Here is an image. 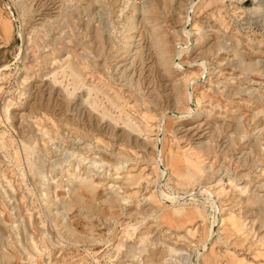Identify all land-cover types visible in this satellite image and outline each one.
Returning a JSON list of instances; mask_svg holds the SVG:
<instances>
[{"label":"rangeland","instance_id":"374dc122","mask_svg":"<svg viewBox=\"0 0 264 264\" xmlns=\"http://www.w3.org/2000/svg\"><path fill=\"white\" fill-rule=\"evenodd\" d=\"M0 264H264V0H0Z\"/></svg>","mask_w":264,"mask_h":264},{"label":"bare ground","instance_id":"6f19581e","mask_svg":"<svg viewBox=\"0 0 264 264\" xmlns=\"http://www.w3.org/2000/svg\"><path fill=\"white\" fill-rule=\"evenodd\" d=\"M192 7H193V6H192ZM190 8H191V7H190ZM188 15H189V14H188ZM188 17H189V16H188ZM187 21H188V18H187ZM186 29H187V28H186ZM186 29H185V27H184V30H183V31L186 32L185 34L188 35ZM177 57H178V56H177ZM175 63H176V64H179L178 62H175ZM188 94H189V98L191 99V93L189 92ZM193 110H194L193 108H189L188 113L192 112ZM160 167H161V166H160ZM164 172H165V169H164V168H161V174L164 173ZM205 190H206V189H205ZM209 195H210V194H209ZM167 197H168V196H167ZM172 199H174V198H172ZM170 200H171V198H170ZM211 203H212V202H211ZM179 209H180V208H179ZM177 213H178V214H180V213L182 214V210H178Z\"/></svg>","mask_w":264,"mask_h":264}]
</instances>
